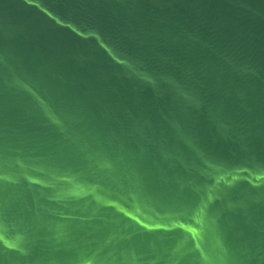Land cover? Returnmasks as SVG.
I'll return each instance as SVG.
<instances>
[{
	"label": "water",
	"instance_id": "95a60500",
	"mask_svg": "<svg viewBox=\"0 0 264 264\" xmlns=\"http://www.w3.org/2000/svg\"><path fill=\"white\" fill-rule=\"evenodd\" d=\"M0 264H264V0H0Z\"/></svg>",
	"mask_w": 264,
	"mask_h": 264
}]
</instances>
